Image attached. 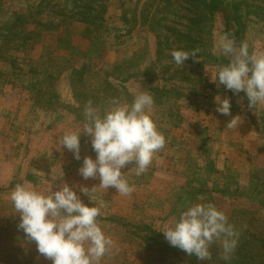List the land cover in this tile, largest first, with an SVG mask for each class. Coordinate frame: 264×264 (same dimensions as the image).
Here are the masks:
<instances>
[{"label":"rangeland","instance_id":"obj_1","mask_svg":"<svg viewBox=\"0 0 264 264\" xmlns=\"http://www.w3.org/2000/svg\"><path fill=\"white\" fill-rule=\"evenodd\" d=\"M225 34L264 53V0H0V264H52L18 228L10 192L23 183H67L102 208L114 246L101 264H264V105L212 81L231 59L218 48ZM173 50L196 58L177 66ZM141 92L154 98L166 145L141 176L122 169L135 189L122 196L79 174L96 157L90 137L81 135L80 160L58 141L82 130L89 101L103 113ZM216 96L230 99L231 115L216 111ZM209 202L239 232L228 260L219 242L200 261L161 232Z\"/></svg>","mask_w":264,"mask_h":264},{"label":"clouds","instance_id":"obj_2","mask_svg":"<svg viewBox=\"0 0 264 264\" xmlns=\"http://www.w3.org/2000/svg\"><path fill=\"white\" fill-rule=\"evenodd\" d=\"M218 48L231 59L219 68L212 81L234 94L244 92L249 108L264 105V53L250 54L247 43L237 49L227 34L220 38ZM171 56L177 66H184L190 57L196 58V52L173 50ZM215 103L217 112L231 115L229 98L216 96ZM112 105L101 113L89 101L84 108L82 130L64 133L58 142L80 160L81 135L90 137L96 157L85 156L79 174L84 180L98 177L101 188H114L122 196H131L135 189L122 169L132 165L129 170H134L136 176L146 173L155 154L165 147L166 139L153 118L154 98L148 92L136 94L130 104L114 99ZM240 123L237 115L227 126L238 127ZM89 191L80 187V192L88 196ZM10 200L20 217L18 228L52 264H101L113 249V240L101 227L102 208L95 203L85 204L67 183L47 192L27 183L17 184L10 192ZM161 232L170 246L200 261L211 259L210 249L216 242L223 249L224 259H230L239 240V232L227 214L210 202L189 205Z\"/></svg>","mask_w":264,"mask_h":264}]
</instances>
